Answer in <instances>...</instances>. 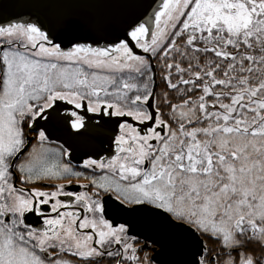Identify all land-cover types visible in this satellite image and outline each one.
I'll list each match as a JSON object with an SVG mask.
<instances>
[{
  "label": "snow or ice",
  "instance_id": "1",
  "mask_svg": "<svg viewBox=\"0 0 264 264\" xmlns=\"http://www.w3.org/2000/svg\"><path fill=\"white\" fill-rule=\"evenodd\" d=\"M0 264H264V0H3Z\"/></svg>",
  "mask_w": 264,
  "mask_h": 264
},
{
  "label": "water",
  "instance_id": "2",
  "mask_svg": "<svg viewBox=\"0 0 264 264\" xmlns=\"http://www.w3.org/2000/svg\"><path fill=\"white\" fill-rule=\"evenodd\" d=\"M3 0H0V3H2ZM89 43L91 41H88ZM101 45H103L105 43V41H101L100 42ZM136 51L138 53L141 52L140 49H136ZM143 54V53H141ZM147 55V54H144ZM60 143H63V139H61L59 141ZM65 147H67V145H65ZM76 151L73 152V156L75 157L74 159H72V162L74 163H80L82 162L81 157H83V154L85 152H89L93 154V157H95V155L99 154V155H103V156H108L109 155V151H110V147H109V143L107 141H101L98 139H90L87 141H82L79 142L77 144L74 145ZM83 158H87V157H83Z\"/></svg>",
  "mask_w": 264,
  "mask_h": 264
},
{
  "label": "flooded vegetation",
  "instance_id": "3",
  "mask_svg": "<svg viewBox=\"0 0 264 264\" xmlns=\"http://www.w3.org/2000/svg\"><path fill=\"white\" fill-rule=\"evenodd\" d=\"M69 107H71V106H69ZM89 115H91V114H89ZM67 159L68 158L66 157L65 160H67ZM72 164L74 166V170H76V171H85L87 174H90L91 173V170H85V169L82 168V162H80V163H74V162H72ZM67 190L84 191L86 189H81L77 185L73 184V185L69 186ZM63 199H67V198H63Z\"/></svg>",
  "mask_w": 264,
  "mask_h": 264
},
{
  "label": "trees",
  "instance_id": "4",
  "mask_svg": "<svg viewBox=\"0 0 264 264\" xmlns=\"http://www.w3.org/2000/svg\"><path fill=\"white\" fill-rule=\"evenodd\" d=\"M158 83H159V80H158Z\"/></svg>",
  "mask_w": 264,
  "mask_h": 264
}]
</instances>
